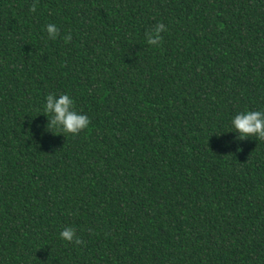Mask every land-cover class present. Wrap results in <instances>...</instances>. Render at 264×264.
Listing matches in <instances>:
<instances>
[{
  "label": "trees",
  "instance_id": "obj_1",
  "mask_svg": "<svg viewBox=\"0 0 264 264\" xmlns=\"http://www.w3.org/2000/svg\"><path fill=\"white\" fill-rule=\"evenodd\" d=\"M51 93L89 127L47 128ZM249 110L264 0H0V264H264Z\"/></svg>",
  "mask_w": 264,
  "mask_h": 264
},
{
  "label": "clouds",
  "instance_id": "obj_2",
  "mask_svg": "<svg viewBox=\"0 0 264 264\" xmlns=\"http://www.w3.org/2000/svg\"><path fill=\"white\" fill-rule=\"evenodd\" d=\"M30 12H36V3L34 2L30 7ZM48 38L55 40L59 35V29L55 24H48L46 26ZM167 28L163 23H159L155 28L148 32L146 41L151 46H160L163 41L162 32H166ZM71 34L64 37L65 42L71 41ZM44 115L48 118L47 128H56L61 133L71 134L73 136L79 135L82 131L87 129L90 124V119L86 115L79 114L75 110L73 98L67 94L59 95L56 99V94L51 93L46 97V104L44 106ZM233 131L238 133V139L244 140L249 137H256L264 141V111H245L240 112L232 119ZM60 238L68 243L80 245L83 240L76 235V231L72 227H66L60 232Z\"/></svg>",
  "mask_w": 264,
  "mask_h": 264
}]
</instances>
